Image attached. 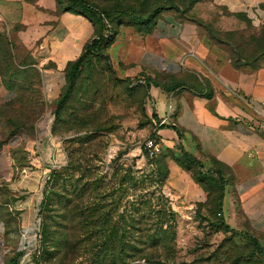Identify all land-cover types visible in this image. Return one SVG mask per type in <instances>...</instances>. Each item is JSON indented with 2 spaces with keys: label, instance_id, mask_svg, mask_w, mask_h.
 Listing matches in <instances>:
<instances>
[{
  "label": "rangeland",
  "instance_id": "1",
  "mask_svg": "<svg viewBox=\"0 0 264 264\" xmlns=\"http://www.w3.org/2000/svg\"><path fill=\"white\" fill-rule=\"evenodd\" d=\"M22 1L24 21L13 32H0L1 82L18 93L13 110L6 108L2 115L13 129L10 134L43 121L42 130L60 139L70 160L68 171L56 170L61 180L45 183L29 237L22 236L17 197L0 183V264H264V251L261 256L249 241L227 230L213 182L205 181L208 193L200 202H186L166 181L160 184L175 153L162 148L156 158L146 157L144 141L153 131L150 96L140 83L144 74L124 75L120 50L145 34L140 29L165 38L175 21L192 22L227 45L233 62L255 65L264 57V27L220 31L217 17L226 11L210 0ZM75 16L88 22L87 42L108 27L116 34L102 55L83 58L71 93L58 107L68 85L66 69L60 93L50 102L37 63L50 54L62 18ZM14 154L22 163V150ZM185 171L193 178L196 168ZM117 221L124 223L117 226V233L126 236L122 250L100 246L117 235L111 231Z\"/></svg>",
  "mask_w": 264,
  "mask_h": 264
},
{
  "label": "crops",
  "instance_id": "2",
  "mask_svg": "<svg viewBox=\"0 0 264 264\" xmlns=\"http://www.w3.org/2000/svg\"><path fill=\"white\" fill-rule=\"evenodd\" d=\"M209 4L226 11L217 17L220 31L264 27V0H210ZM23 21L22 0H0V32H13ZM175 22L169 37L144 34L121 47L124 75L144 74L140 83L150 96L147 114L164 150L178 155L181 145L202 163L209 165L212 159L217 163L214 168L220 166L226 224L248 232L264 248V57L255 65L234 66L228 46L214 42L202 26ZM88 26L81 17L62 18L52 34L50 54L38 59L50 102L60 93L68 63L82 52ZM132 48L136 55L130 57ZM162 63L171 65L170 71L161 72ZM17 96L0 75V183L17 197L22 236L29 237L44 194V175L64 168L70 157L60 139L42 130L43 121L10 134L13 129L5 124L2 112L13 110ZM16 149L25 156L22 163L15 158ZM167 166L166 186L175 188L186 202L205 200L204 189L184 169L171 159Z\"/></svg>",
  "mask_w": 264,
  "mask_h": 264
},
{
  "label": "trees",
  "instance_id": "3",
  "mask_svg": "<svg viewBox=\"0 0 264 264\" xmlns=\"http://www.w3.org/2000/svg\"><path fill=\"white\" fill-rule=\"evenodd\" d=\"M192 1L197 2L199 0H192ZM105 20H107V19L105 16H103L102 21H105ZM143 22L146 23V21H143ZM138 32H142L145 34L149 33L146 31H142L141 29ZM115 34L116 33H114L112 30H109V27H108L105 34H103L101 36H96V37L92 38L91 40H89L83 46V49H82L80 56L75 61L68 63V65L66 67V76L68 79V85L66 86V89L64 91L62 98L58 102V107L71 93L75 79H76V76H77L79 64L83 60V58L86 57L87 55H90V54L102 55L103 50L107 49L108 47H110L113 44L114 39H115L114 38ZM210 36H211L210 38L214 42H216L215 39L213 38L211 32H210ZM233 65L234 66H240V64L235 63V61L233 62ZM152 116H153V114H152ZM162 126L163 125L159 126L158 128H161ZM156 131L157 130H153L150 133L149 137H156L157 138L158 136L156 134ZM178 149L180 151V154L174 155V157H175L173 159L174 162H176L184 170H188L192 167L193 168L195 167L196 172L193 175V179L195 180V182H197L204 189V191L206 193H208V190H206L204 187V183L206 180H210V182H213L216 186H218V188H219L218 194L219 195L217 197L216 203L220 209L219 214L221 215L222 198L224 195V191H223V182L224 181H223V177L221 176V174L219 172L220 166H218L217 168H214L217 163L212 159H210L209 165L206 163H202L201 161L197 160L192 155L188 154L183 149V147L181 145H178ZM211 165H213V166H211ZM68 168H69V163L64 168H62L60 170H62V172H64V171H68ZM222 170H224V168H222ZM57 173L58 172H56V170L51 171L50 176L48 177V180L46 181V184H48L49 181L51 180V186H53L55 182L61 180V178H59V176H58L60 174L57 175ZM214 175H216V177H214ZM167 176H168V168L166 166H164L162 178L160 179V184H163L165 182ZM62 182H63V178H62ZM104 224H105V220H104ZM120 224H124V223L117 221L116 223L112 224L113 226L111 227V231L113 233H116L117 235L114 234L110 237H107L106 239H104V241H102L100 246H105V245L110 246L113 244L114 246L119 247L122 250V248L124 246V239L126 238V236L123 233H120V234L117 233V231H119L117 226ZM226 228L228 231L235 233V234L241 236L242 238L246 239L247 241H249L252 244V246L254 247V249L256 250V252L258 254H260L261 256H263V251H264L263 247L255 237L250 235L248 232L238 231V230H235L233 228H230L227 224H226ZM151 240L153 242L152 244H156L157 241L155 239H151Z\"/></svg>",
  "mask_w": 264,
  "mask_h": 264
},
{
  "label": "built area",
  "instance_id": "4",
  "mask_svg": "<svg viewBox=\"0 0 264 264\" xmlns=\"http://www.w3.org/2000/svg\"><path fill=\"white\" fill-rule=\"evenodd\" d=\"M170 68H172L171 65L162 63L160 64V71L161 72H168L170 71ZM172 70V69H171ZM165 121L162 120L159 123H157L159 126L162 125ZM144 149L146 150L148 158L152 159L158 156V154L162 151V146L160 139L157 137H148L144 141Z\"/></svg>",
  "mask_w": 264,
  "mask_h": 264
}]
</instances>
